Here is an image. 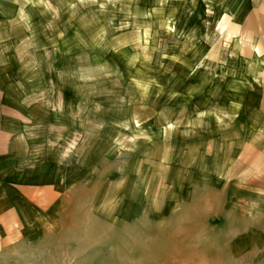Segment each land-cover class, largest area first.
I'll return each instance as SVG.
<instances>
[{
    "label": "rangeland",
    "instance_id": "1",
    "mask_svg": "<svg viewBox=\"0 0 264 264\" xmlns=\"http://www.w3.org/2000/svg\"><path fill=\"white\" fill-rule=\"evenodd\" d=\"M195 3L37 2L52 18L21 58L68 93L55 96L70 121L55 156L68 193L41 229L0 230V264L230 261L239 213L243 229L245 208L264 202V147L246 146L196 85L239 68L205 57L216 23L190 14Z\"/></svg>",
    "mask_w": 264,
    "mask_h": 264
},
{
    "label": "crops",
    "instance_id": "2",
    "mask_svg": "<svg viewBox=\"0 0 264 264\" xmlns=\"http://www.w3.org/2000/svg\"><path fill=\"white\" fill-rule=\"evenodd\" d=\"M38 1L0 0L2 231L41 229L68 193L65 170L55 159L67 150L69 138L64 135L70 131L68 109L55 104V96L68 93L54 90L53 75L27 74L23 68L31 58L25 62L21 58L23 50L27 54L35 50L26 45L31 42L26 36L52 18ZM193 2L196 8L191 6L190 14L216 23L204 25L205 32L217 37L204 48L205 57L239 68L236 73L230 68L222 85H214L211 77H202L204 82L196 85L206 104L209 100L207 107L216 102L227 114L231 130L249 132L241 138L246 146L264 147V0H189L190 5ZM243 218L242 229L239 213L237 250L228 252L227 264H264V202L247 206Z\"/></svg>",
    "mask_w": 264,
    "mask_h": 264
}]
</instances>
